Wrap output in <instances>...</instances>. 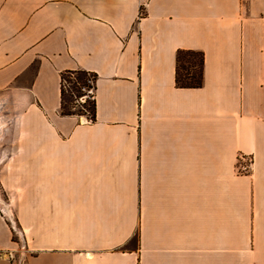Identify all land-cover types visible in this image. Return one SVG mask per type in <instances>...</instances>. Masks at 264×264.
I'll list each match as a JSON object with an SVG mask.
<instances>
[{
    "label": "crops",
    "instance_id": "1",
    "mask_svg": "<svg viewBox=\"0 0 264 264\" xmlns=\"http://www.w3.org/2000/svg\"><path fill=\"white\" fill-rule=\"evenodd\" d=\"M0 109V264H264V0H0Z\"/></svg>",
    "mask_w": 264,
    "mask_h": 264
},
{
    "label": "rangeland",
    "instance_id": "2",
    "mask_svg": "<svg viewBox=\"0 0 264 264\" xmlns=\"http://www.w3.org/2000/svg\"><path fill=\"white\" fill-rule=\"evenodd\" d=\"M64 111H72L80 114L88 115V118L91 119L93 114L94 107V86L96 77L92 73L82 74V73H74V74H66L64 75ZM84 79L85 81L83 82ZM6 113L5 109H0V118L3 114ZM4 121V120H3ZM5 136V135H4ZM0 135V157L5 156V148H6V139L5 137ZM6 161V160H4ZM4 161L0 163V204L4 208V203H10L12 199V192L23 190L22 188V177H14L16 179V186L13 190H9L6 187V181L8 177H5L7 174V165H5ZM16 167V166H15ZM20 180V182H18ZM10 224L13 226L14 236L13 240L18 242L19 244V252L17 255L22 254L25 251L23 248V238L21 233V226L17 222L16 216L11 213ZM16 255V256H17Z\"/></svg>",
    "mask_w": 264,
    "mask_h": 264
},
{
    "label": "trees",
    "instance_id": "3",
    "mask_svg": "<svg viewBox=\"0 0 264 264\" xmlns=\"http://www.w3.org/2000/svg\"><path fill=\"white\" fill-rule=\"evenodd\" d=\"M204 52L194 49H179L176 55V85L183 88H196L201 87L204 83ZM82 73L87 74V71H71L66 74ZM64 74V75H66ZM62 76L64 84L65 77ZM83 82L85 81L82 79ZM64 95V87H63ZM64 109V103H63ZM95 102L93 107L92 119H95ZM64 114H80L72 111L65 112Z\"/></svg>",
    "mask_w": 264,
    "mask_h": 264
},
{
    "label": "built area",
    "instance_id": "4",
    "mask_svg": "<svg viewBox=\"0 0 264 264\" xmlns=\"http://www.w3.org/2000/svg\"><path fill=\"white\" fill-rule=\"evenodd\" d=\"M94 91H95V86H94ZM93 99H94V95H93ZM88 120H90V118H89ZM251 160H252V159H250V158L248 159L249 163L251 162ZM243 168H244V169H247L248 166L246 165V166H244Z\"/></svg>",
    "mask_w": 264,
    "mask_h": 264
}]
</instances>
